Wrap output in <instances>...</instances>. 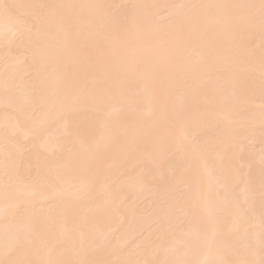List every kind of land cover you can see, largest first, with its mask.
Masks as SVG:
<instances>
[{
  "label": "bare ground",
  "instance_id": "bare-ground-1",
  "mask_svg": "<svg viewBox=\"0 0 264 264\" xmlns=\"http://www.w3.org/2000/svg\"><path fill=\"white\" fill-rule=\"evenodd\" d=\"M259 2L0 0V259L32 218L38 228L24 258L34 261L164 259L176 248L203 261V229L226 246L246 222L258 225V21L195 9L201 22L193 27L180 5ZM21 4L105 7L64 9L22 41L4 16L7 5L35 23L30 9L12 8ZM252 12L258 17V9L227 10ZM6 82L14 88L7 103ZM185 137L207 146L193 152ZM5 150L14 159L7 169Z\"/></svg>",
  "mask_w": 264,
  "mask_h": 264
},
{
  "label": "snow or ice",
  "instance_id": "snow-or-ice-1",
  "mask_svg": "<svg viewBox=\"0 0 264 264\" xmlns=\"http://www.w3.org/2000/svg\"><path fill=\"white\" fill-rule=\"evenodd\" d=\"M104 5H65V4H21L12 6V8H27L31 10V15L35 17L36 22L29 24L24 17L15 16L12 14V10L9 6H5L4 16L6 20L13 22L16 25V31L11 33L13 40L19 38L22 41L25 38L33 35H39L42 30L43 24L47 21H51L59 17L64 9L73 8H90V9H102ZM181 8L188 9L186 14L187 23L193 27L197 26L201 22V17L197 15L193 10L195 9H220L225 10L224 19L230 22H237L243 20L249 25H256L258 21L260 33H261V72L260 80L261 87L264 88V0H260L259 4L248 5H180ZM258 9V17L252 12L246 17L229 16L227 10L230 9ZM8 33H5V40L8 41ZM6 103L10 101L14 95V88L11 84L5 83L4 86ZM43 103H37L32 105V117L33 119H40L42 114ZM261 131L264 134V114H262ZM7 140V130L5 131ZM193 150L196 152L203 147H206V143H201L195 139L185 137ZM188 155V153H185ZM14 163L13 153L5 150L4 159L2 161L5 169L10 164ZM260 164L262 167L261 176V211L259 216V223L246 222L239 229V235L234 238V241L226 246H221L217 243V233L215 231H208L207 228L203 229L200 234V238L206 246L208 252V258L206 260H186L182 258V250L176 248L171 250L172 258H168L170 250L165 249L164 259H151V260H138L132 258L105 260V261H92V260H59V259H44L34 261L24 258L25 248L28 243L31 242V237L35 235L38 228V223L35 218L28 221L26 227L21 228L15 237L12 245L5 246V256L7 259H0V264H264V148L261 151ZM251 167V165H249ZM39 176V173H37ZM49 187L53 193H59L58 184H50ZM35 196L37 193L35 189L30 193ZM14 193L5 190V197L7 198ZM49 200L54 203L55 196H50ZM208 207L209 215L211 214L210 206ZM245 215H254V210L248 208ZM23 223V218H22ZM83 235V233H82ZM83 243V241H82ZM107 243V241H106ZM51 256V253H49ZM259 256V259L256 257Z\"/></svg>",
  "mask_w": 264,
  "mask_h": 264
}]
</instances>
